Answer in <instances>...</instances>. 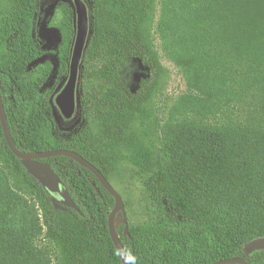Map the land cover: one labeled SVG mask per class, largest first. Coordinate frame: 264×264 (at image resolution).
I'll return each mask as SVG.
<instances>
[{
    "label": "trees",
    "instance_id": "obj_1",
    "mask_svg": "<svg viewBox=\"0 0 264 264\" xmlns=\"http://www.w3.org/2000/svg\"><path fill=\"white\" fill-rule=\"evenodd\" d=\"M85 2L78 120L66 129L53 97L69 76L74 6L59 2L51 51L40 35L42 0H0V92L16 148L72 151L115 189L138 186L137 210L116 189L130 264H264V249H254L264 239V0ZM157 42L198 96L177 118L154 110L167 76ZM130 60L145 71L135 90L120 75ZM41 162L82 215L28 173L0 123V264H123L108 229L115 198L67 157Z\"/></svg>",
    "mask_w": 264,
    "mask_h": 264
},
{
    "label": "water",
    "instance_id": "obj_2",
    "mask_svg": "<svg viewBox=\"0 0 264 264\" xmlns=\"http://www.w3.org/2000/svg\"><path fill=\"white\" fill-rule=\"evenodd\" d=\"M76 16V36L70 61L69 76L67 84L54 99V105L58 108L65 119H71L77 112L78 101V77L83 57L89 37V9L85 0H72ZM0 123L3 129L5 141L11 152L21 160L22 165L37 181H39L45 190L54 197V201H59L74 209L82 215L81 210L69 197L67 190L61 182L58 175L52 170L48 163L41 160L56 156L67 157L82 167L89 170L103 188L115 198V207L108 218V229L110 237L119 253L123 264H130L128 255L122 245L120 236L117 233V216L123 214V222L126 224V234L128 235L127 217L125 214L124 202L121 194L113 187L106 177L94 165L88 162L79 154L68 150H53L46 152H22L14 145L8 127L7 117L4 109L3 99L0 92ZM254 249H264V239L258 240L254 244ZM214 264H249L243 258L234 257L218 261Z\"/></svg>",
    "mask_w": 264,
    "mask_h": 264
},
{
    "label": "rangeland",
    "instance_id": "obj_3",
    "mask_svg": "<svg viewBox=\"0 0 264 264\" xmlns=\"http://www.w3.org/2000/svg\"><path fill=\"white\" fill-rule=\"evenodd\" d=\"M65 0H42V7L45 9V19L40 28V35L46 43L48 50L56 51L58 47L59 32L56 25L60 22L61 16L58 12L59 2ZM72 4V0H67ZM73 5V4H72ZM157 49L162 58V64L167 70V76L162 85L160 92L153 101L154 110L160 113V116L165 118H177L182 115L190 113L195 104H198V96L188 87L185 76L180 68L164 57L159 44L157 42ZM54 65L53 59H49ZM145 71L142 69L137 61L130 60L124 63L120 69V75L125 85L135 90L139 79L144 75ZM68 78L64 81L58 92L53 97V100L61 92L67 84ZM52 85V81L47 84L48 88ZM56 108L57 119L62 128L72 129L77 124V112L71 119H65L60 111ZM116 189L123 193L124 197L132 200L133 207L138 209V202L140 200L139 189L137 185L126 182H115ZM122 221V215L117 216V226Z\"/></svg>",
    "mask_w": 264,
    "mask_h": 264
},
{
    "label": "flooded vegetation",
    "instance_id": "obj_4",
    "mask_svg": "<svg viewBox=\"0 0 264 264\" xmlns=\"http://www.w3.org/2000/svg\"><path fill=\"white\" fill-rule=\"evenodd\" d=\"M65 2H68L67 0H65Z\"/></svg>",
    "mask_w": 264,
    "mask_h": 264
}]
</instances>
